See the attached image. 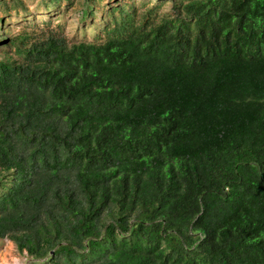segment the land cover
<instances>
[{"label":"trees","instance_id":"1","mask_svg":"<svg viewBox=\"0 0 264 264\" xmlns=\"http://www.w3.org/2000/svg\"><path fill=\"white\" fill-rule=\"evenodd\" d=\"M150 1L0 60V239L36 264H264V0Z\"/></svg>","mask_w":264,"mask_h":264},{"label":"rangeland","instance_id":"2","mask_svg":"<svg viewBox=\"0 0 264 264\" xmlns=\"http://www.w3.org/2000/svg\"><path fill=\"white\" fill-rule=\"evenodd\" d=\"M86 0H0V60L6 56L19 60L15 49L7 46L11 39L29 37L30 43L43 40L52 30H58L66 37L69 45L91 41L94 34L101 33L103 19H110L108 11L120 4L133 6V0H97L96 18H84ZM144 0H136L139 6ZM155 0L150 1L154 3ZM171 4L164 7L169 11ZM49 24L48 26H45ZM47 28V30H46ZM62 35L60 37H62ZM0 264H36L26 252L18 250L9 239H0Z\"/></svg>","mask_w":264,"mask_h":264}]
</instances>
